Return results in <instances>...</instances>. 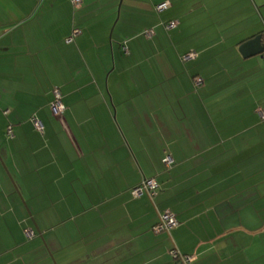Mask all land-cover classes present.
I'll return each mask as SVG.
<instances>
[{
	"label": "crops",
	"instance_id": "1",
	"mask_svg": "<svg viewBox=\"0 0 264 264\" xmlns=\"http://www.w3.org/2000/svg\"><path fill=\"white\" fill-rule=\"evenodd\" d=\"M82 1L0 0V264H181L171 248L189 264H264V53L240 51L264 43L244 29L251 0ZM237 28L249 33L213 31ZM145 178L157 193L134 198ZM166 210L179 223L155 233Z\"/></svg>",
	"mask_w": 264,
	"mask_h": 264
},
{
	"label": "built area",
	"instance_id": "2",
	"mask_svg": "<svg viewBox=\"0 0 264 264\" xmlns=\"http://www.w3.org/2000/svg\"><path fill=\"white\" fill-rule=\"evenodd\" d=\"M73 4L74 7H79L82 4V0H70ZM171 6V3L169 1L162 2L160 4L155 5L154 10L157 12H161ZM177 24V21H170L165 24V27L167 29L175 27ZM153 29H146L144 31V34L146 38H151L153 36ZM80 33L79 29H74L72 32V35L69 36L67 41H73L75 36H77ZM127 43H122L120 47H122L123 51L125 53H129V48L127 47ZM264 53V52H263ZM197 53L194 51L185 53L181 55L180 57L182 58V61L186 62L189 60H194L197 58ZM195 86H201L204 83V80H202V77L200 76H195L193 79ZM63 95L59 87H55L53 89V100L50 103V110L56 117H61L64 112L66 111L67 107L65 106L63 102ZM5 114H7V111H3ZM259 114H261L262 119L264 120V111L259 110ZM32 123H34L35 127L39 131H44V125L41 123L42 121L37 118L33 117L32 118ZM7 136L8 137H13V130L11 125L7 129ZM165 166L170 168L173 164V159L171 157H166L164 158ZM159 188V184L156 180V178H145L141 181V183L137 184L134 186L130 191L133 195L134 198L141 197L143 195H155L157 193V189ZM179 223L176 215L172 213L170 210H166L164 212L159 213V218L158 221L153 225V230L155 233H161V232H170L172 228L176 227L177 224ZM26 234L28 235L27 237L29 239H33L37 236L36 232L33 231L32 228L26 229ZM168 253L175 259V261L180 262L181 264H189L192 260H194L195 256L189 255V254H184L182 253L179 249L176 248H171L168 249Z\"/></svg>",
	"mask_w": 264,
	"mask_h": 264
},
{
	"label": "rangeland",
	"instance_id": "3",
	"mask_svg": "<svg viewBox=\"0 0 264 264\" xmlns=\"http://www.w3.org/2000/svg\"><path fill=\"white\" fill-rule=\"evenodd\" d=\"M261 1L262 0H251V6H252V10H249V14H250V18H251V20H252V25L251 26H249V28H244L245 30H248V31H250L251 29H256V30H261V29H263V31H264V22H263V20H262V17H261V14H260V10L259 9H261V10H264V8H263V6L261 5ZM122 2H123V0H120L119 1V5L121 6V4H122ZM174 10L173 9H171L170 11H169V13L171 12H173ZM163 17H164V15H162L160 18H159V20L161 21V20H165V19H163ZM188 19H189V17H188ZM216 19H218V20H222V19H220V17H219V15L218 14H216ZM258 19H260L261 21H262V23L263 24H261V26H259L260 25V23L258 22ZM258 23V24H257ZM245 30H243V28H237V29H214L213 31H215V34H216V36H218L219 38H223V37H238V36H240V37H243V36H245V35H247L249 32L247 31H245ZM219 32V33H218ZM144 33V32H143ZM145 36V35H144ZM52 112V111H51ZM52 115H53V117L54 118H56L57 120H59V117H56L53 113H52ZM34 117V116H33ZM33 121H31V123H32ZM33 125H34V123H33ZM34 127H35V125H34ZM36 128V127H35ZM38 132H40L41 134H44V131L42 132V131H39L38 130ZM6 135V137L7 138H12V137H8L7 136V130H6V133H5ZM14 135V134H13ZM18 193H19V195L18 196H20V199H21V201H22V203H23V208H25V210L27 211V213H28V216H29V219H30V223L31 224H33L34 226H35V228H36V230H37V228H38V225H37V222H36V220L35 219H33L34 217H33V215H32V213H31V209H30V207L29 206H31V205H29V204H27V200H26V198H24L23 196H22V194H21V192H20V190L18 191ZM54 219V220H53ZM49 224H51V225H54V224H58V228H60V227H62L63 226V222H62V219H59V218H52L51 220H49V221H47ZM32 225V226H33ZM50 226V225H49ZM29 228H32L33 229V231H35V229L33 228V227H29ZM28 227L26 228V229H29ZM26 229H24V233H25V235H26V237L28 236L27 234H26ZM39 229V228H38ZM60 230V229H59ZM36 232V231H35ZM36 234H37V232H36ZM28 238V237H27ZM29 239V238H28ZM45 241L43 240V242L42 243H44ZM51 254V253H50ZM49 254V255H50ZM51 256V258L53 257L52 255H50ZM53 259V258H52ZM53 261H54V263L55 264H58L57 262H56V260L55 259H53Z\"/></svg>",
	"mask_w": 264,
	"mask_h": 264
},
{
	"label": "water",
	"instance_id": "4",
	"mask_svg": "<svg viewBox=\"0 0 264 264\" xmlns=\"http://www.w3.org/2000/svg\"><path fill=\"white\" fill-rule=\"evenodd\" d=\"M240 51L245 57L262 55L264 52V43L262 41V34L256 35L249 40L245 41L240 46ZM39 229L37 228L36 231ZM39 232V231H38Z\"/></svg>",
	"mask_w": 264,
	"mask_h": 264
},
{
	"label": "trees",
	"instance_id": "5",
	"mask_svg": "<svg viewBox=\"0 0 264 264\" xmlns=\"http://www.w3.org/2000/svg\"><path fill=\"white\" fill-rule=\"evenodd\" d=\"M122 48V47H121ZM129 48V47H128ZM123 50V49H122ZM124 52V51H123ZM125 53V52H124Z\"/></svg>",
	"mask_w": 264,
	"mask_h": 264
}]
</instances>
